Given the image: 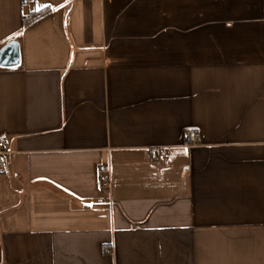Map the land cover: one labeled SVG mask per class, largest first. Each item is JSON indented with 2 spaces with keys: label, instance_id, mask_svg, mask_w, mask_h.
<instances>
[{
  "label": "crops",
  "instance_id": "obj_1",
  "mask_svg": "<svg viewBox=\"0 0 264 264\" xmlns=\"http://www.w3.org/2000/svg\"><path fill=\"white\" fill-rule=\"evenodd\" d=\"M21 1L0 264H264V0Z\"/></svg>",
  "mask_w": 264,
  "mask_h": 264
},
{
  "label": "built area",
  "instance_id": "obj_2",
  "mask_svg": "<svg viewBox=\"0 0 264 264\" xmlns=\"http://www.w3.org/2000/svg\"><path fill=\"white\" fill-rule=\"evenodd\" d=\"M22 6L23 7H27L31 0H22ZM183 141L185 145H194L197 144L200 141L199 138V133L196 131H188L185 132L183 135ZM6 142L5 140L2 138V136H0V154L3 153L4 151V146H5ZM1 156V155H0ZM169 157V152L167 151V149H154L151 153V158L154 162H158L162 159H166ZM4 164L1 162V158H0V171H4ZM110 176H109V172L105 169V167L100 166L99 170H98V181H99V185L103 188H106L110 185Z\"/></svg>",
  "mask_w": 264,
  "mask_h": 264
},
{
  "label": "water",
  "instance_id": "obj_3",
  "mask_svg": "<svg viewBox=\"0 0 264 264\" xmlns=\"http://www.w3.org/2000/svg\"><path fill=\"white\" fill-rule=\"evenodd\" d=\"M21 63L20 43L17 40H11L0 49V66L13 68Z\"/></svg>",
  "mask_w": 264,
  "mask_h": 264
},
{
  "label": "trees",
  "instance_id": "obj_4",
  "mask_svg": "<svg viewBox=\"0 0 264 264\" xmlns=\"http://www.w3.org/2000/svg\"><path fill=\"white\" fill-rule=\"evenodd\" d=\"M46 11H47V9L42 10V11H39L36 14L35 13L34 14L32 13V14H29L27 16H24L23 22L25 24H27V23L31 22L32 20H34L36 17L40 16L41 14H44Z\"/></svg>",
  "mask_w": 264,
  "mask_h": 264
},
{
  "label": "snow or ice",
  "instance_id": "obj_5",
  "mask_svg": "<svg viewBox=\"0 0 264 264\" xmlns=\"http://www.w3.org/2000/svg\"><path fill=\"white\" fill-rule=\"evenodd\" d=\"M186 151V150H185Z\"/></svg>",
  "mask_w": 264,
  "mask_h": 264
}]
</instances>
